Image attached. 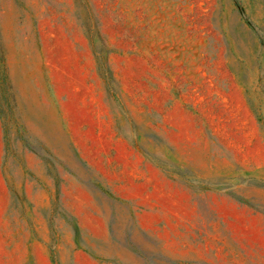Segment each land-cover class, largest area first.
<instances>
[{
	"label": "rangeland",
	"instance_id": "374dc122",
	"mask_svg": "<svg viewBox=\"0 0 264 264\" xmlns=\"http://www.w3.org/2000/svg\"><path fill=\"white\" fill-rule=\"evenodd\" d=\"M0 264H264V0H0Z\"/></svg>",
	"mask_w": 264,
	"mask_h": 264
},
{
	"label": "bare ground",
	"instance_id": "6f19581e",
	"mask_svg": "<svg viewBox=\"0 0 264 264\" xmlns=\"http://www.w3.org/2000/svg\"><path fill=\"white\" fill-rule=\"evenodd\" d=\"M39 1V0H38ZM40 3V2H39ZM43 3V2H42ZM41 5V4H40ZM44 7V6H43Z\"/></svg>",
	"mask_w": 264,
	"mask_h": 264
}]
</instances>
